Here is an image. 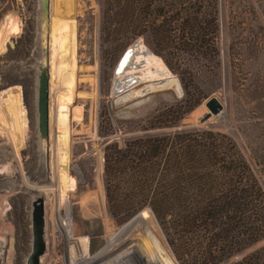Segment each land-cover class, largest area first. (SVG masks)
<instances>
[{
	"label": "rangeland",
	"instance_id": "374dc122",
	"mask_svg": "<svg viewBox=\"0 0 264 264\" xmlns=\"http://www.w3.org/2000/svg\"><path fill=\"white\" fill-rule=\"evenodd\" d=\"M215 3L216 64L182 59L189 68L185 89L142 36L111 22L117 0H50L46 29L40 0H0V167L10 172H0V206L5 227H12L2 264L9 257L11 264H27L33 201L44 191V246L52 264H105L122 253L113 264H207L198 252L201 233H185L173 215L155 214L151 198L164 182L158 169L166 166L154 162L162 165L164 156L150 153L143 163L140 145L176 134L219 133L242 153L264 194V0ZM139 41L168 76L134 75L116 92L119 60ZM134 61L123 73L147 69ZM46 64L48 142L37 110ZM210 97L222 110L201 121ZM263 245L264 237L214 264L235 263Z\"/></svg>",
	"mask_w": 264,
	"mask_h": 264
},
{
	"label": "trees",
	"instance_id": "16d2710c",
	"mask_svg": "<svg viewBox=\"0 0 264 264\" xmlns=\"http://www.w3.org/2000/svg\"><path fill=\"white\" fill-rule=\"evenodd\" d=\"M117 5L111 22L132 37L142 36L179 75L185 89L190 78L182 59L216 64L215 0H117ZM140 149L143 163L150 153L164 156L162 165L154 162V166H166L158 169L164 182L151 198L155 214L173 215L185 233H201L198 252L207 264L264 237L263 191L242 153L223 135L212 131L176 134L147 139ZM231 264H264V245Z\"/></svg>",
	"mask_w": 264,
	"mask_h": 264
},
{
	"label": "water",
	"instance_id": "95a60500",
	"mask_svg": "<svg viewBox=\"0 0 264 264\" xmlns=\"http://www.w3.org/2000/svg\"><path fill=\"white\" fill-rule=\"evenodd\" d=\"M41 3V27L46 29V21L50 12V0H40ZM10 45H13V40H10ZM132 49L129 46L121 56L116 68V73L121 72L128 61L131 60ZM205 106L209 110L204 115L201 121L207 119L211 114H218L222 110V104L215 97H210ZM37 110H38V129L41 136H44L48 142L49 135V72L48 64L42 69L39 76L38 96H37ZM43 196L38 194L33 201L32 210V250L28 255L27 264H39L40 256L45 250L43 238Z\"/></svg>",
	"mask_w": 264,
	"mask_h": 264
},
{
	"label": "bare ground",
	"instance_id": "6f19581e",
	"mask_svg": "<svg viewBox=\"0 0 264 264\" xmlns=\"http://www.w3.org/2000/svg\"><path fill=\"white\" fill-rule=\"evenodd\" d=\"M131 49H132V57L131 58L135 59V61H134L135 63L134 64H136V66H140L142 63L145 62V65L147 66V69H144V71H142V72L140 71L141 72L140 74L133 73V72L130 73L129 71H128L129 73L128 72L127 73H123V70H124L123 69L121 72H119L120 75H118V77H117V79H116V81L114 83V91L119 92L123 87H126V86L130 85L134 81V78H135L134 75L135 76L138 75V76H136V78H138V79H149L151 77H154L155 75H159V76H162V77L168 76V72L165 70L164 67L161 66V64L159 62L160 59L155 57V56H153V55H151V54H149V52L145 49V47L141 44L140 41L136 42L134 45H132ZM169 84H173V82L169 81ZM140 91H141V89H140ZM136 92H137V90H136ZM130 97H132V96H130ZM125 99H127V98H125ZM48 140H49V135H48ZM8 169H9L8 167H0V172L8 174V173H10ZM44 194L47 195L48 193L44 191L41 194L43 196V199H44V202H43V217H44L43 238H44V240L46 242V210H45V195ZM2 205H4V204H2ZM4 207L5 206H0V264H2L1 260H2V257L4 256V245H5V242L7 241V238L12 235V229H11L12 227H10V228L8 226H7L8 228L5 227V225H6V223H5L6 222V216H5V213H4V210H5ZM115 243H116V241H115ZM113 246H115V245H113ZM46 251H47V247H46V250L43 252V254L39 258L40 259L39 264L40 263L52 264V257L53 256L51 254H49V253L45 254ZM10 252H11V248H10ZM116 254H118V253H116ZM113 255L111 254V257H107V260L109 258L110 262H107V260H106L105 264H113V262H116V260H123V257L125 256L123 253L122 254H118L117 256L115 255V257ZM9 256H11V255H9ZM12 258L9 257L10 261L8 260L9 261L8 264L12 263Z\"/></svg>",
	"mask_w": 264,
	"mask_h": 264
}]
</instances>
